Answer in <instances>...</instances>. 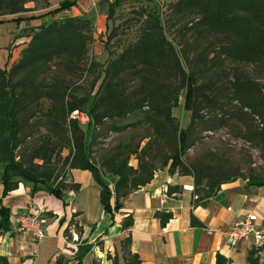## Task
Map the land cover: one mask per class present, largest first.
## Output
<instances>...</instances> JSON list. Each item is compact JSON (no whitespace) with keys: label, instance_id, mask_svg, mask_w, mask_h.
Segmentation results:
<instances>
[{"label":"trees","instance_id":"1","mask_svg":"<svg viewBox=\"0 0 264 264\" xmlns=\"http://www.w3.org/2000/svg\"><path fill=\"white\" fill-rule=\"evenodd\" d=\"M34 1L36 0H0V11L11 17V22L18 24L25 19L21 17L27 12L24 4ZM119 1L114 0L113 3L108 4L106 10L108 19ZM136 1L140 2V0ZM75 5L76 0H60L55 9L45 13L55 15ZM138 11L141 22L136 39L123 44L125 46L120 48L118 53L108 55L106 62L102 65L101 76H96L91 81V89L96 86L92 94L91 91L80 97L68 94V86L56 75L50 77V82L46 83L44 80L45 74L50 70L54 71L52 74L57 71L67 75L81 74L85 71L82 61L88 43H90L88 20L66 18L61 23L51 22L31 29L30 40L21 51L18 61L10 65L8 69H0L1 198L15 190L19 182L28 183L31 186L30 192H34L37 185H42L47 193L56 199H60L61 192L68 188L64 183L52 187L49 180L54 177L52 178L53 172L50 170L38 171L36 167L26 165L27 163L15 161L13 150L18 146V138L25 124V118L20 114L29 103L33 104L38 99H46L49 102V107L43 115L49 120V127L53 129L54 135L62 141L63 145L68 144L67 132L70 133L73 143H80L79 153L77 152L69 169H80L90 173L99 188V202L102 211L110 216L119 210L120 199L126 197L138 186H143L151 178V164L145 161L148 156H151L147 150L153 144L155 135L158 139L164 138L166 126L172 122L170 110L176 106L178 93L181 90L184 91L182 107L190 112V126L201 118L200 104L209 108L215 105L214 96L204 94L205 86H196L193 76L182 67L178 51L165 37V29L158 16L146 8H139ZM168 14V19L165 21L166 28L172 32H180L179 36L188 34L193 40L204 31L225 35L224 33H230L234 26L241 24L250 31V40L244 39L240 44L241 48L233 47L232 49L228 46L226 55L233 56L232 51L242 50L250 45L251 50L244 52L254 57H262L260 51L263 49H260L264 47V41L261 40L264 32L258 27L256 21L257 16H264V0H176L169 4ZM248 14H250L249 17H247ZM192 16L196 17L191 19ZM29 19H36V17ZM236 29L242 28L236 26ZM114 32V29L109 31L108 40L112 39ZM191 51L194 52V48ZM257 53L258 55L255 56L254 54ZM181 54L184 62L190 64L191 59L184 54L182 48ZM95 65L98 64H91L90 67ZM132 83L137 84L136 87L131 88L129 85ZM240 95L244 96L242 92ZM234 99L243 101L244 105L250 101L246 97L242 99L234 97ZM88 103L89 107L85 113V105ZM143 107L146 110L140 113L141 118L138 122L147 125L153 134V140L149 136L144 137L148 141L139 151V156L136 155L137 162H139L138 171H142L145 176L139 178L133 176L128 180L129 169L126 168L124 161L115 165L117 155L109 159L105 158L103 161L105 166L111 165L112 171H116L112 172V175L116 176V181L110 190L102 180L101 174L88 160L87 146L90 144L94 127L101 125L104 119L111 122L114 119L118 120L138 113ZM73 111L87 114L86 130L88 128L92 130L89 141L85 140L84 133L75 122L67 120ZM259 117L264 120V115L259 113ZM59 123L62 125L58 126ZM174 132L175 128H172V133ZM177 137L180 143L187 142L184 131L179 130ZM187 148L188 144L185 146V149ZM173 149L174 139L171 148V163L167 167L169 174L174 173L176 165L179 164ZM48 152L52 153V150H42L41 159L48 160L51 156L47 155ZM135 152L136 148L130 149V154ZM146 174H148L147 177ZM181 175L192 177L193 191L201 197L209 196L219 187L211 188L207 185L199 192L194 184L196 178L191 173L181 172ZM234 180L236 179L228 182ZM249 184L264 186V181L249 182ZM125 221L126 223L121 224V229L129 226L130 222ZM10 231L9 212L6 208L0 207V235ZM120 244L123 264H138L137 258L129 252V239H123ZM88 249L86 248L82 255H73L70 260L80 264L82 256ZM56 263L60 264L58 260ZM0 264H5V261L0 259ZM112 264H118L116 258H113Z\"/></svg>","mask_w":264,"mask_h":264},{"label":"rangeland","instance_id":"2","mask_svg":"<svg viewBox=\"0 0 264 264\" xmlns=\"http://www.w3.org/2000/svg\"><path fill=\"white\" fill-rule=\"evenodd\" d=\"M59 1L36 0L25 3L24 7L29 5L36 11V14H44L55 9ZM173 1L176 0H140V2L120 0L108 19L103 35H95L91 26L89 27L90 43H88L82 61L85 71L81 74L67 75L57 71L52 74L54 71L50 70L45 74L44 80L46 83L50 82V77L56 75L68 86V94L76 97L85 96L90 91L91 94L94 93L96 86L91 89L92 79L101 76L102 65L106 62L108 55L118 53L120 48L125 46L123 44L136 39L141 22L138 10L146 8L158 16L165 29V37L178 51L182 67L193 76L194 84L205 86L204 94L213 95L215 102L211 108L200 104L199 115L201 118L190 126V112L182 107L184 91L181 90L178 93L175 101L176 106L170 110L172 122L166 126L164 138L158 139L155 135L153 144L147 150L151 156H148L145 161L151 164L152 173L170 165L174 139L173 150L179 162L174 169L176 172L174 175L183 177L181 172L191 173L196 178L194 184L199 192L207 185L215 188L233 179H246L252 183L262 182L264 181V120L259 117V113L264 115V47L262 46L260 49H263L260 51L262 57H254L248 52L245 53V50H251L250 45L245 49L232 51L233 56L226 55L228 46H231L232 49L233 47L241 48L240 44L244 39L250 40V31L241 24L236 26L242 29H236L234 26L230 33H224L225 35L204 31L194 40L188 34L179 36L180 32H172L165 26V21L169 16L168 6ZM99 6L102 10L105 8L106 12L107 5L105 3L102 2ZM249 16L250 14L247 17ZM8 17L0 11V19ZM195 17L192 16L191 19ZM66 18L60 16L59 19H50L44 24L61 23ZM257 18L256 24L264 32V16L259 15ZM112 29L115 30L114 36L108 40L107 34ZM30 30L20 32V37L24 40L28 38L29 41ZM261 40L264 41V35ZM28 41L14 56L10 65L18 61L21 51ZM189 44L191 45L189 46ZM181 48L184 50V54L191 59L190 64L184 62L183 55H180ZM193 48L194 52L191 51ZM254 55L257 56L258 53ZM96 63L98 65L90 67L91 64ZM136 85L132 83L129 86L134 88ZM238 89L239 91H237ZM240 92L247 100H250L247 105H244L243 101L239 99H234V97L245 98L240 95ZM48 107L49 102L46 99H38L33 104L29 103L22 111L20 115L25 118V124L18 138V146L13 150V153L16 162L27 163L26 165L36 167L38 171L48 169L53 172L52 178H54L49 180V184L55 187L57 184L63 183L65 172L75 160L77 152L79 153L80 143H73L69 132L66 133L67 145H63L62 141L54 135L53 129L49 127V120L43 115ZM88 107L89 103L85 105V113ZM145 110L146 108L143 107L138 113L124 116L118 120L114 119L111 122L104 119L101 125L94 127L90 144L87 146V156L89 163L102 176L112 175V166H105L103 161L105 158H112L113 155H117L114 161L115 165L122 161L125 162L126 168L129 169L128 180L133 176L136 178L145 176L142 171H138L137 165L139 163L137 162L138 153L148 141L144 137L149 136L153 140V134L148 126L138 122L141 118L140 113ZM76 112L82 114L85 119L83 122L78 118H71V113L67 120L75 122L84 133L85 140L89 141L92 130L91 128L86 130L87 114L81 111ZM59 125L62 124L59 123ZM172 128H175L174 134ZM179 130L186 133L187 142H179L177 137ZM186 144H188L187 149H185ZM134 148H136V152L130 154V149ZM48 149L52 150V153L48 152L47 154L51 156L48 157V160L41 159L42 150ZM35 153L37 154L33 155ZM26 165L25 167H27ZM120 175H123L122 171ZM147 176L148 174H146ZM114 177L116 178V176ZM186 178L192 183L191 176ZM201 179L202 181H200Z\"/></svg>","mask_w":264,"mask_h":264},{"label":"crops","instance_id":"3","mask_svg":"<svg viewBox=\"0 0 264 264\" xmlns=\"http://www.w3.org/2000/svg\"><path fill=\"white\" fill-rule=\"evenodd\" d=\"M102 2L108 6L114 0H96L94 6L90 0H76L74 7L55 15L36 14L28 5L22 22L0 19V69L8 68L28 41L20 32L50 19L88 20L93 33L103 35L108 18L99 6ZM109 176L101 178L112 190L116 178ZM186 177L169 174L167 166L154 171L147 183L119 200L120 208L111 216L103 213L99 188L85 170L65 172L63 183L68 188L60 199L42 185L30 192L31 186L20 182L1 198L0 184V207L8 210L11 229L0 235V259L5 264H57V260L76 264L72 256L89 248L80 264H112L113 258L123 264L120 243L128 238L129 252L138 264H264V240L259 247L248 241L228 247L224 241L229 226L247 214L256 217V228L264 229V186L236 179L201 197ZM30 202L46 209L45 237L40 242L15 231L14 214L25 212ZM125 220L129 226L121 229Z\"/></svg>","mask_w":264,"mask_h":264},{"label":"built area","instance_id":"4","mask_svg":"<svg viewBox=\"0 0 264 264\" xmlns=\"http://www.w3.org/2000/svg\"><path fill=\"white\" fill-rule=\"evenodd\" d=\"M94 6L96 0H90ZM71 118H78L82 122L85 120L82 114L76 111L71 112ZM45 212L43 205L30 202L25 212L14 214L15 231L30 238L34 242H40L45 237ZM256 217L247 214L236 219L224 233V241L228 247H234L240 241H248L254 247H259L264 240V229L255 227Z\"/></svg>","mask_w":264,"mask_h":264}]
</instances>
